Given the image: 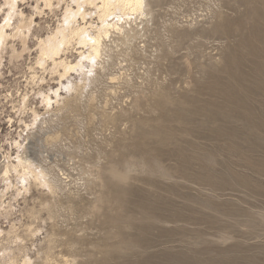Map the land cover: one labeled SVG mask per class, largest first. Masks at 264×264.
<instances>
[{"label": "rangeland", "instance_id": "obj_1", "mask_svg": "<svg viewBox=\"0 0 264 264\" xmlns=\"http://www.w3.org/2000/svg\"><path fill=\"white\" fill-rule=\"evenodd\" d=\"M34 2L20 8L32 13ZM62 7L34 14L33 34L53 30ZM145 7L109 17L120 29L109 27L96 60L69 49L80 65L61 81L50 62L35 64L33 34L28 51L5 55L0 162L25 149L53 184L22 168L26 176L13 169L0 182V264H264V139L240 136L233 152L201 116L228 73L252 66L245 40L263 35L264 0ZM87 21L99 24L93 9ZM256 93L248 100L258 111ZM202 160L211 174L229 171L230 186L200 179Z\"/></svg>", "mask_w": 264, "mask_h": 264}, {"label": "bare ground", "instance_id": "obj_2", "mask_svg": "<svg viewBox=\"0 0 264 264\" xmlns=\"http://www.w3.org/2000/svg\"><path fill=\"white\" fill-rule=\"evenodd\" d=\"M24 1L25 0H0V65H2L5 55H8L10 61L11 59L21 56L22 53L29 50L28 40L33 34V29H35V26L38 25V22H35L34 20V14L44 13V10L46 9L52 12L53 10L59 9L63 6L61 17H58V23L53 30H51L44 37L36 33L32 35V37L36 40L35 64L42 68H46V64L50 62L52 64V69L58 73L60 81L66 77L71 70H75V68L80 65V60L76 63H71V61L67 60L66 52L69 49L72 47L74 49H78L77 53L79 54L80 59L85 58L88 61L96 60V58H98L103 51V39L109 37L108 35L111 34L109 27L117 26V28L120 29V25L117 23L109 22V17L120 14V16L117 17L120 20L121 17H127L132 13L140 12L143 14L145 12L143 9H146V0H35L34 5L31 6L32 13H26L22 8H20V4H23ZM40 1L44 4L43 8L40 7ZM91 9H93V11L97 14L99 24L93 25L92 22L87 21V17L91 16ZM38 28L41 29L40 27ZM255 28L257 29V27ZM245 42L250 48L245 58L248 57L249 61L251 60L252 66L248 67L249 69H244L238 65L239 67H235L236 70H238L237 73L233 71L228 73L229 75L226 78L227 82L224 83L217 92V97L220 99L215 102H205L204 108H202V111L204 109V113H201L202 123L204 122L206 124L213 121L217 123V126H213L214 128L211 129L207 135L222 137L223 140H225V144L229 143L230 145L228 150H232L233 152H238L240 150H237L238 147L236 146V144L238 145L236 139L240 136L249 139L256 134L264 139V101L259 100V110L256 111L255 107H253L251 103L252 101L250 102V100H248V95L252 92L257 91L258 94L260 93L261 95H264V32L263 35H256L254 38H246ZM75 45H77V47H74ZM66 86H68V90L72 88L70 84ZM214 144L215 143L212 145ZM254 146L255 145L252 147ZM209 154L210 155L205 156L211 158L212 161L215 160L213 158V154ZM27 155L28 154H26L24 149L21 153L16 155L15 164L9 163V160L4 163L1 161L3 165L1 162L0 164L3 168L1 169L2 174L0 175V182L9 184L10 179L8 174L11 170L13 171V169L17 170L19 168L20 171L22 168L24 170H30L29 172L32 173L33 179L36 180V182L39 181V184L42 183L44 186L46 185L51 188V184H53V182L51 183L50 180H48L50 177L47 179L48 175H45L47 174L45 173L46 171L44 172V169L39 167L40 165L36 166L32 159H30ZM226 156L228 155L226 154ZM198 159L201 160V158ZM202 161L204 162V160ZM218 163H220V161ZM222 164L220 163V165ZM257 164L258 165L255 164L257 166L256 168L262 167L263 169V160L260 164ZM202 165H204L205 168H208V173H206L207 175L200 176V179L208 182L214 188L230 186L229 180L231 177L228 178V175H231V173L224 175L227 170L222 174L218 171L215 174L212 171V174L214 173V175L219 177L218 180H216L210 172V166L205 162ZM23 172H21L22 175L26 176L27 174L25 173V175ZM54 189L55 188H53V190ZM180 259L181 261L186 260L182 257ZM22 264L28 263L23 262ZM184 264H193V261L187 260ZM203 264L211 263H207L206 261L203 262Z\"/></svg>", "mask_w": 264, "mask_h": 264}]
</instances>
